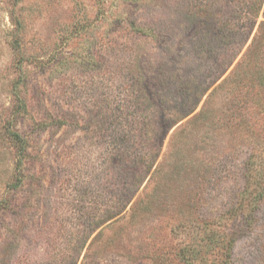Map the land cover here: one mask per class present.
<instances>
[{
    "label": "rangeland",
    "instance_id": "374dc122",
    "mask_svg": "<svg viewBox=\"0 0 264 264\" xmlns=\"http://www.w3.org/2000/svg\"><path fill=\"white\" fill-rule=\"evenodd\" d=\"M177 11L178 0H0V264H64L70 237L77 234L73 226L93 211L98 185L112 174L109 128L99 135L98 114L131 94L132 68L147 64L160 75L161 27L169 29L168 39L178 40V22L164 17ZM133 22L154 35H136ZM16 39L19 52L12 48ZM16 93L24 103L19 111ZM204 100L162 143L159 203L129 226L103 229L116 252L137 257L141 246L159 247L160 264H187L178 256L180 246L201 243L208 231H201L204 219L236 205L246 189L249 158L264 161V85L217 95L209 121L189 141L202 147L205 171L197 185L190 174L182 175L186 186L180 191L164 157L173 132ZM10 121L28 141L25 177L16 186L15 149L4 135ZM252 132L257 140L247 136ZM257 191L240 211L251 218L236 232L228 264H264V183ZM6 200L11 210L2 208ZM227 221L235 229L244 226L241 219ZM121 258L120 264H143Z\"/></svg>",
    "mask_w": 264,
    "mask_h": 264
},
{
    "label": "trees",
    "instance_id": "16d2710c",
    "mask_svg": "<svg viewBox=\"0 0 264 264\" xmlns=\"http://www.w3.org/2000/svg\"><path fill=\"white\" fill-rule=\"evenodd\" d=\"M11 15L15 17L14 12ZM164 17L167 21L170 17L176 19L180 33L179 39L172 41L167 37L169 29L161 27L164 56L160 57V75L153 74L152 67L147 64L137 70L132 68L131 94L120 98L119 104L110 111L98 114V122L102 124L99 135L104 136V129L109 128V169L112 174L98 185V204L93 211H85L73 226L77 234L70 237L64 264H120L121 256L143 264H160L159 247L143 250L141 246L136 252L137 257L129 252L122 255L124 253L116 252L114 245L109 246V237H104L103 229L113 225L129 226L159 203L160 174L164 170V164L159 160L162 143L169 130L191 115L204 97L200 111L173 132L164 157L165 160L169 156L166 166L175 172L181 192L186 186L182 175L190 174L192 184L197 185L205 171L204 154L199 156L203 149L190 143V139L196 138L198 127L209 121L208 108L213 98L226 93L233 95L239 88L255 92L264 85V0H178V11L170 16L166 13ZM16 19L21 25L22 21ZM132 26L136 35H154L145 24L133 22ZM244 47L240 59L223 77ZM12 48L19 52L17 39ZM15 98L20 102L19 111L24 103L19 93ZM9 123L4 135L15 149L16 186L17 181L22 184L25 177L22 171L29 154L28 141L15 128L14 121ZM247 136L256 140L258 137L253 132ZM192 149L195 155H190ZM252 149L256 150L254 156L257 158L259 148L254 145ZM250 157L253 158V154ZM245 168L250 174H246L247 186L236 205L204 219L201 231H208L200 239L201 243L180 246L178 256L187 264H228L235 234L244 230L247 219L251 218L250 213L240 211L255 200L257 189L264 183V161L251 163L249 158ZM146 179L144 191L138 193ZM3 204V209L13 208L9 200ZM228 219H241L244 226L235 229Z\"/></svg>",
    "mask_w": 264,
    "mask_h": 264
}]
</instances>
